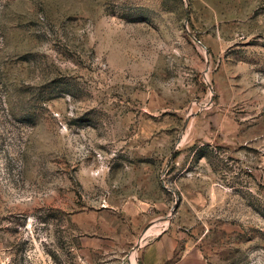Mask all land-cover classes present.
Masks as SVG:
<instances>
[{
  "label": "rangeland",
  "instance_id": "rangeland-1",
  "mask_svg": "<svg viewBox=\"0 0 264 264\" xmlns=\"http://www.w3.org/2000/svg\"><path fill=\"white\" fill-rule=\"evenodd\" d=\"M160 236L264 264V0H0V264Z\"/></svg>",
  "mask_w": 264,
  "mask_h": 264
},
{
  "label": "crops",
  "instance_id": "crops-1",
  "mask_svg": "<svg viewBox=\"0 0 264 264\" xmlns=\"http://www.w3.org/2000/svg\"><path fill=\"white\" fill-rule=\"evenodd\" d=\"M141 264H208L201 256L179 249L170 237L160 236L144 249Z\"/></svg>",
  "mask_w": 264,
  "mask_h": 264
},
{
  "label": "bare ground",
  "instance_id": "bare-ground-1",
  "mask_svg": "<svg viewBox=\"0 0 264 264\" xmlns=\"http://www.w3.org/2000/svg\"><path fill=\"white\" fill-rule=\"evenodd\" d=\"M151 233H152V230H149V231L144 235V237L141 239V244H142L143 241L146 239V237H148ZM134 263H137V262H136V259H134Z\"/></svg>",
  "mask_w": 264,
  "mask_h": 264
}]
</instances>
